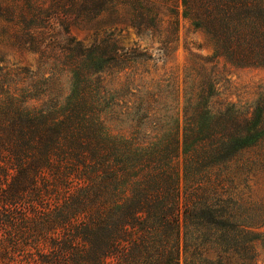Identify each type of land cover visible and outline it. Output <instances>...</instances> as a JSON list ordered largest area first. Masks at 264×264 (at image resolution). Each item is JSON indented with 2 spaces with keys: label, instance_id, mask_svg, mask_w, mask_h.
Instances as JSON below:
<instances>
[{
  "label": "trees",
  "instance_id": "trees-1",
  "mask_svg": "<svg viewBox=\"0 0 264 264\" xmlns=\"http://www.w3.org/2000/svg\"><path fill=\"white\" fill-rule=\"evenodd\" d=\"M28 1L20 37L43 42L64 3L44 15L48 0ZM67 1L96 23L88 43L59 23L65 32L59 26L54 39L67 44L56 58L70 73L64 100L35 106L28 88L0 90V264H257L264 94L218 100L213 67H264V0ZM12 12L0 0V19ZM181 20L211 53L193 54L183 105L166 116L157 96L110 77L164 62ZM122 23L151 38L156 55L139 40L122 44ZM120 115L131 132L106 124Z\"/></svg>",
  "mask_w": 264,
  "mask_h": 264
},
{
  "label": "rangeland",
  "instance_id": "rangeland-1",
  "mask_svg": "<svg viewBox=\"0 0 264 264\" xmlns=\"http://www.w3.org/2000/svg\"><path fill=\"white\" fill-rule=\"evenodd\" d=\"M8 1L13 5L12 19L9 21L0 19V90L28 88L34 94L29 103L35 106L64 100L69 92L70 73L56 58L67 44L66 38L61 36L59 40L54 39L59 23L63 20L62 26L67 24L69 32L65 33L66 35H73L88 43L93 37L96 22L86 18L85 14L78 15L75 5H71L67 0H61L60 5L64 3L60 13L61 21L59 19L55 22L51 21L55 29L54 33L47 35L43 42L39 40L30 42L27 39L26 41L24 36L20 37L25 31L24 25L29 23L31 17L29 1L6 0ZM56 2L57 0H48L49 9L43 14H55ZM21 16H26L25 23L20 21ZM107 19L108 17L104 15L101 23L106 22ZM61 29L64 31L63 27ZM117 31V38L122 44L130 45L139 40L142 47H146L149 52L156 55L155 48L158 45L151 38L139 39L134 30L123 23L118 25ZM14 34L18 36L15 38ZM185 42L190 50L185 47ZM44 44L48 46L47 50L40 54ZM35 48L39 52L32 51ZM210 53L211 49L202 34L193 31L187 21L181 20L176 45L164 62L157 61L155 65L149 62L145 67L135 70V75L132 72L122 73L113 75L110 79L114 86L123 88L130 86L138 93L150 92L152 96H157L155 99L158 106H162L163 109L169 108V112L166 113V116H169L178 112L183 105V94L189 85L187 75L193 63V54L206 56ZM213 69L217 81L218 100L246 104L264 94V67H236L220 60ZM128 75L134 76V80L130 79L129 83L126 81ZM106 124L112 132L118 134H127L135 128V124L122 115L116 119L108 116ZM143 129L144 126H141L140 130ZM246 177V175L242 177L246 185L241 184L244 192H247ZM257 186V199L264 203V180H261ZM262 230L264 231V226ZM257 264H264V236L257 246Z\"/></svg>",
  "mask_w": 264,
  "mask_h": 264
}]
</instances>
